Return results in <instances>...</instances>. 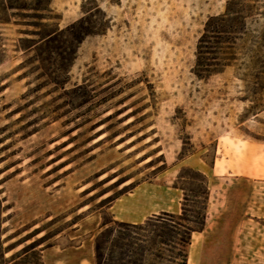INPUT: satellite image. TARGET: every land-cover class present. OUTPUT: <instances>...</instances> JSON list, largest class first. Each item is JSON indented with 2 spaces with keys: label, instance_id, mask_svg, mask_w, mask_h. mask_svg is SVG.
<instances>
[{
  "label": "rangeland",
  "instance_id": "1",
  "mask_svg": "<svg viewBox=\"0 0 264 264\" xmlns=\"http://www.w3.org/2000/svg\"><path fill=\"white\" fill-rule=\"evenodd\" d=\"M244 1L233 65L202 79L193 69L204 27L240 0H0L5 246L45 227L39 238L60 234L44 264H95L105 219L179 214L175 183L191 169L208 178L210 199L188 264H264V0ZM86 16L95 33L80 43L63 34L60 49H29ZM115 173L134 178L99 198ZM192 177L180 185L194 188Z\"/></svg>",
  "mask_w": 264,
  "mask_h": 264
},
{
  "label": "trees",
  "instance_id": "2",
  "mask_svg": "<svg viewBox=\"0 0 264 264\" xmlns=\"http://www.w3.org/2000/svg\"><path fill=\"white\" fill-rule=\"evenodd\" d=\"M240 1L242 2L239 4L237 12H232L228 8L225 14L210 18L207 21L196 48L193 73L198 78H208L233 65L236 59L234 53L236 40L238 46V42L245 35L247 29V19L243 14L247 5L244 0ZM90 18V16H86L64 30L56 28L48 35L40 36L39 40L32 42L33 45L29 49H34L37 52L43 45L50 49H60L55 45L59 43L58 36L63 34L72 36V41H69V44L80 43L95 33ZM222 46L225 50V56L220 59L218 58V51ZM60 88H65V85L62 84ZM80 118L82 116L78 117V119ZM99 126L100 123H97L92 130H96ZM78 127L80 128V125H77ZM127 141L124 140L121 144ZM146 160L148 157L140 159L139 163ZM8 170L1 172L0 176ZM190 174L194 175L192 180L195 181V184H191L194 188H189L185 184L180 185V182L187 179V175ZM119 177L120 174L115 173L103 180L102 185ZM133 178L134 176L119 178L102 192L99 198L104 197L114 188L125 185ZM138 185L135 182L131 183L123 188L119 194L102 200L100 206L112 205L117 199ZM175 188L182 190L184 194L179 214L161 213L148 217L139 224L120 222L113 218L105 219L94 241L95 264H188L189 248L192 244L193 235L202 233L206 227L210 199L208 178L200 172L183 169L177 178ZM95 190L96 188L91 192ZM1 195L0 192V264H44L42 252L48 247H53L54 244L44 245L60 233H46L39 238L46 231L45 227H40L18 241L5 246L3 215L10 208L5 206L6 201ZM21 246H23L22 249L16 251ZM41 246L44 247L40 248ZM14 251H16L14 254L7 257Z\"/></svg>",
  "mask_w": 264,
  "mask_h": 264
},
{
  "label": "crops",
  "instance_id": "3",
  "mask_svg": "<svg viewBox=\"0 0 264 264\" xmlns=\"http://www.w3.org/2000/svg\"><path fill=\"white\" fill-rule=\"evenodd\" d=\"M114 208V207H113ZM114 219L115 220H118V217H116V216H114ZM144 220H141V221H139V222H137V223H134V224H139V223H142ZM82 247H79V248H77V249H81Z\"/></svg>",
  "mask_w": 264,
  "mask_h": 264
}]
</instances>
